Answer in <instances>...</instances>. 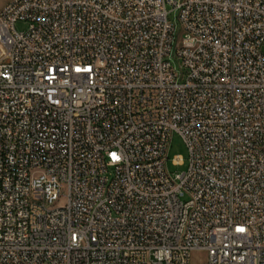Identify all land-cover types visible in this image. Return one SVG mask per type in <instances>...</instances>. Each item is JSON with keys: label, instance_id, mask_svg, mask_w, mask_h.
I'll list each match as a JSON object with an SVG mask.
<instances>
[{"label": "built area", "instance_id": "2783aa9c", "mask_svg": "<svg viewBox=\"0 0 264 264\" xmlns=\"http://www.w3.org/2000/svg\"><path fill=\"white\" fill-rule=\"evenodd\" d=\"M173 134L190 154L175 178ZM197 254L264 264V0L8 2L0 264Z\"/></svg>", "mask_w": 264, "mask_h": 264}, {"label": "rangeland", "instance_id": "374dc122", "mask_svg": "<svg viewBox=\"0 0 264 264\" xmlns=\"http://www.w3.org/2000/svg\"><path fill=\"white\" fill-rule=\"evenodd\" d=\"M11 0H0V9H2L8 2ZM170 15H169V20L171 24L175 28V36L177 39H181L183 37L182 33V27L181 23L179 21V14L177 11H174L172 8H169ZM16 30L20 33L26 32L29 28L28 23L25 22H20L16 26ZM176 64V63H175ZM177 157L182 158L183 164L181 165H176L175 164V159ZM190 166V154L189 150L182 139L181 136L178 134H173L172 140L168 149V162H167V171L172 176L175 178L178 175H182L185 172L188 171ZM189 200L188 197L184 199V202H187ZM203 260L202 256L200 254L194 255L191 264H201V261Z\"/></svg>", "mask_w": 264, "mask_h": 264}, {"label": "snow or ice", "instance_id": "6c2138e0", "mask_svg": "<svg viewBox=\"0 0 264 264\" xmlns=\"http://www.w3.org/2000/svg\"><path fill=\"white\" fill-rule=\"evenodd\" d=\"M113 158H114V159H118V157H116L115 154H113Z\"/></svg>", "mask_w": 264, "mask_h": 264}]
</instances>
